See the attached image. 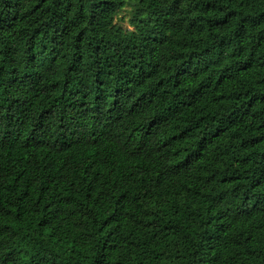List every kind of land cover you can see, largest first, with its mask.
<instances>
[{"label":"trees","instance_id":"obj_1","mask_svg":"<svg viewBox=\"0 0 264 264\" xmlns=\"http://www.w3.org/2000/svg\"><path fill=\"white\" fill-rule=\"evenodd\" d=\"M0 264H264V0H0Z\"/></svg>","mask_w":264,"mask_h":264}]
</instances>
